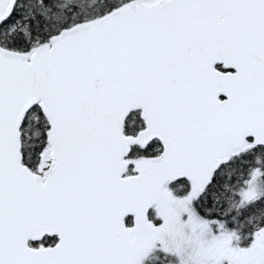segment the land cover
<instances>
[{"label": "snow or ice", "instance_id": "snow-or-ice-1", "mask_svg": "<svg viewBox=\"0 0 264 264\" xmlns=\"http://www.w3.org/2000/svg\"><path fill=\"white\" fill-rule=\"evenodd\" d=\"M0 264H264V0H0Z\"/></svg>", "mask_w": 264, "mask_h": 264}]
</instances>
